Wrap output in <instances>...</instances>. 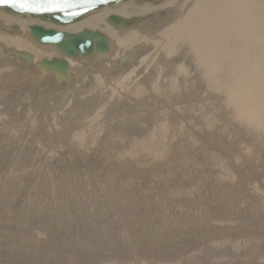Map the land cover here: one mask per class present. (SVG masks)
Wrapping results in <instances>:
<instances>
[{
    "label": "rangeland",
    "instance_id": "obj_1",
    "mask_svg": "<svg viewBox=\"0 0 264 264\" xmlns=\"http://www.w3.org/2000/svg\"><path fill=\"white\" fill-rule=\"evenodd\" d=\"M155 12L140 31L159 39L175 14ZM23 22L0 11V264H264V117L237 116L187 50L124 62L112 38L69 86L39 85L10 52L27 35L9 26L40 24Z\"/></svg>",
    "mask_w": 264,
    "mask_h": 264
},
{
    "label": "bare ground",
    "instance_id": "obj_2",
    "mask_svg": "<svg viewBox=\"0 0 264 264\" xmlns=\"http://www.w3.org/2000/svg\"><path fill=\"white\" fill-rule=\"evenodd\" d=\"M131 5L139 6L141 8L145 7L141 9V12L145 13V15H141V13H139L140 15L136 16L127 14V7H130ZM155 6L157 5H138L135 3H130L118 8L117 13L120 15L115 16L125 19H131L138 16L147 17L157 14V12L147 14L148 12L166 9L168 13L175 14V17L158 33L160 40L153 37H147L143 32L140 31V29L143 28L142 26H135L127 29H114L105 20V24L109 26L107 28V25H105L103 22V18L100 17V14L102 13L92 16L91 18H95L96 16L99 17L92 22L90 21L91 23L87 24L89 27L85 28H90L91 26L96 27L91 28L93 30H102L106 32L112 39L116 41L118 47H120L121 50L133 47L131 52H127L129 54L126 56V58H124L125 56L121 57L120 60L123 59L124 62L127 61V58L132 59V56H134L137 51V47L143 44L147 46L150 45V47L154 50L158 49L161 55H166L167 58L169 56H176L177 54L180 58L181 55L186 54L185 51L187 50L193 55L196 62L203 67L205 73H207L206 75L214 77V85L219 87L222 92L228 96L230 102H233V111L237 116L245 115L251 117L258 115L256 118L259 119L260 117H264V106H261L258 109V107L254 104V102H263L264 104V95H258L255 98L241 97L245 94L264 90V0H169L161 5L159 4L157 7ZM111 11L112 10H110V12ZM110 16H112V14ZM8 17L11 18V16ZM88 19L77 25L59 30L69 31L68 29L71 28H77V30H79L82 27V23H86ZM25 22L31 23L30 21H24L23 23ZM39 25L44 27L48 26L46 24ZM83 29H80L79 31ZM77 30H75V32H78ZM22 32H26V35L28 34L27 31L22 30ZM22 36H24V34H19L17 36L14 35V37H11L10 44L12 43V47L17 52L27 53L21 50L29 49L30 43L28 40H30V38L28 36H24V39ZM0 40L4 39L0 38ZM30 42L35 44L31 40ZM37 46L38 45H36V47ZM38 48H40V46ZM111 54L109 56H111ZM31 55L33 54L31 53ZM33 57L34 62L36 60L38 63L35 55H33ZM182 59L183 58L181 57L180 60ZM23 62L28 65L35 73L32 65L28 64L24 60ZM74 63L75 60H71V65L74 68V77H77V70H75L76 68ZM186 63H188V60ZM33 72L31 71V73ZM175 73L176 72H174V74ZM175 75L179 76L180 72L176 73ZM237 83H239V87ZM57 84L61 85L58 82L56 85ZM71 91L72 90H70V92ZM240 91L242 94H240Z\"/></svg>",
    "mask_w": 264,
    "mask_h": 264
},
{
    "label": "water",
    "instance_id": "obj_3",
    "mask_svg": "<svg viewBox=\"0 0 264 264\" xmlns=\"http://www.w3.org/2000/svg\"><path fill=\"white\" fill-rule=\"evenodd\" d=\"M163 0H0V11L23 21H36L49 25L30 24L27 36L36 45L49 48L59 56L43 59L37 65L31 54L10 51L15 57L32 65L39 84L53 82L52 90L69 86L74 77V68L70 61L87 64L89 59L106 58L113 51V40L102 30L84 28L78 32L66 29L101 13L106 9H117L124 5L157 4ZM159 14L148 17L121 18L109 16L106 22L114 29H127L135 26L144 27ZM7 30V27H3ZM13 33H21V26L14 24L8 27ZM27 30V31H28ZM103 59V58H102ZM70 60V61H69ZM87 60V61H86ZM55 82L62 84L61 87Z\"/></svg>",
    "mask_w": 264,
    "mask_h": 264
},
{
    "label": "flooded vegetation",
    "instance_id": "obj_4",
    "mask_svg": "<svg viewBox=\"0 0 264 264\" xmlns=\"http://www.w3.org/2000/svg\"><path fill=\"white\" fill-rule=\"evenodd\" d=\"M70 61V60H69ZM70 63H71V61H70Z\"/></svg>",
    "mask_w": 264,
    "mask_h": 264
}]
</instances>
